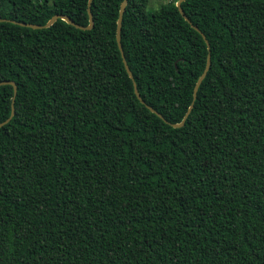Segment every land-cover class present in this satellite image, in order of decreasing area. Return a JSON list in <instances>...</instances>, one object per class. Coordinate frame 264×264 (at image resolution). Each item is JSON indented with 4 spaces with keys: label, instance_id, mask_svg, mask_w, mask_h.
Returning <instances> with one entry per match:
<instances>
[{
    "label": "trees",
    "instance_id": "trees-1",
    "mask_svg": "<svg viewBox=\"0 0 264 264\" xmlns=\"http://www.w3.org/2000/svg\"><path fill=\"white\" fill-rule=\"evenodd\" d=\"M178 1L128 0L133 81L123 0H0V264H264V0L184 2L210 49Z\"/></svg>",
    "mask_w": 264,
    "mask_h": 264
},
{
    "label": "water",
    "instance_id": "water-1",
    "mask_svg": "<svg viewBox=\"0 0 264 264\" xmlns=\"http://www.w3.org/2000/svg\"><path fill=\"white\" fill-rule=\"evenodd\" d=\"M187 0H179L178 3H177V7H178V10L179 12L181 13V15L183 16V18L189 22V18L187 17V15L185 14L183 8H182V4L184 2H186ZM92 3H93V0H89V3H88V14H89V21H90V24L88 27H82V26H79L77 24H75V22L69 18L68 16H65V15H56L54 17H52L45 25L41 26V25H36V24H29V23H23V22H15V21H10L12 22L13 24H17L19 26H22V27H26V28H31V29H34V30H41V29H47V28H50L51 26H53L58 20H63L65 22H67L68 24L72 25V26H75L76 28L78 29H81V30H91L93 27H94V18H93V14L91 12V6H92ZM127 4H128V0H123V2L121 3V7H120V12H119V18H118V22H117V43H118V46H119V49L122 53V57H123V61H124V65H125V68H126V71L127 73L129 74L130 78L134 81V76H133V73L131 72L128 64H127V61L125 59V55L123 53V47H122V26H123V18H124V14H125V11H126V7H127ZM6 20H2L0 19V22H4ZM192 25V24H191ZM193 26V25H192ZM193 28L199 32L202 37L204 38L207 46H208V49H210V45H209V42L208 40L206 39V36L200 31V29L196 26H193ZM210 66H211V56L210 54L208 55V59H207V64H206V67H205V70L203 72V74L200 76V78L198 79L197 83H196V86L194 88V93H193V103L192 105L190 106V108L188 109L185 117H184V120L180 123V124H172V126L174 128H181L184 126L187 118L189 117L193 107H194V101L196 100L197 98V94H198V91H199V88L202 84V82L204 81V79L206 78L207 74H208V71L210 69ZM4 85H9V86H12L14 88V98H13V101H12V113H11V116L9 117V119H7L5 122L3 123H0V128H2L3 126H5L6 124H8L11 119L14 117V114H15V109H14V102H15V97H16V94H17V85L16 83L12 82V81H5V82H0V86H4ZM134 87H135V93L138 97V99L142 102V104H145V102L143 101V99L141 98L140 94H139V91H138V88H137V85L134 83ZM148 108L155 114H157L159 117H162L159 113H157L153 108L149 107Z\"/></svg>",
    "mask_w": 264,
    "mask_h": 264
},
{
    "label": "rangeland",
    "instance_id": "rangeland-1",
    "mask_svg": "<svg viewBox=\"0 0 264 264\" xmlns=\"http://www.w3.org/2000/svg\"><path fill=\"white\" fill-rule=\"evenodd\" d=\"M171 0H149L147 11L149 13L156 12L164 4L169 3Z\"/></svg>",
    "mask_w": 264,
    "mask_h": 264
}]
</instances>
